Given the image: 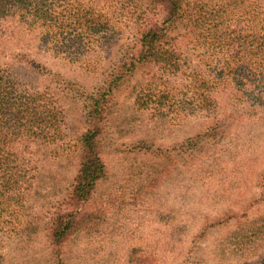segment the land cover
Wrapping results in <instances>:
<instances>
[{"label": "rangeland", "instance_id": "374dc122", "mask_svg": "<svg viewBox=\"0 0 264 264\" xmlns=\"http://www.w3.org/2000/svg\"><path fill=\"white\" fill-rule=\"evenodd\" d=\"M259 1L253 16L244 10L236 14L237 23L242 22L244 30L251 23L255 27L264 26V0ZM117 2L47 0V5L51 17L63 15L68 7L79 5H92L96 12H108L112 16ZM13 13L14 10L0 19V67L11 71L18 81L33 83L40 91L56 90L55 75L84 93L100 89L103 71L115 59L118 47L101 45L100 34L92 37L91 42L85 40L89 34L78 26L64 32L50 28L49 38L44 37L43 41L41 27L31 28L20 12ZM121 20L118 29L124 44L135 37V29L130 20L123 17ZM231 21L229 24H234ZM219 51H212L206 58L222 55ZM24 58L46 65L50 74L36 77ZM193 59L202 60L200 54H194ZM231 79L226 75L222 80L224 86L212 95L217 104L212 116L191 115L175 109L163 119L136 108L132 88L140 83L141 73L126 81L114 97L103 129L102 158L108 175L98 184L91 200L77 212L78 220L84 219L85 224L56 252L47 243V227L58 211L56 201L65 197L63 191L76 175L77 156L60 157L43 179L34 178L31 159L38 162L31 156L26 163L22 161L19 175L7 180L0 177L3 264H247L256 261L252 258L264 253V244L245 245L246 241L236 240L232 233L247 218L264 216V203L252 208L254 197L262 193L257 181L264 170V116L261 114L264 93L251 94L258 83L254 78ZM260 87H264L262 77ZM69 98H60L68 111V127L73 133H81L86 129L84 114L88 112L85 106L89 102L85 97L76 101ZM250 105L254 106L250 111L259 114L256 119L249 116L251 113L241 115ZM226 114L243 116L244 125L233 128L224 143L189 157H179L176 153L160 157V150L173 148L185 138L202 133L212 121ZM141 141H146L153 151H140ZM15 151L21 154L17 145ZM16 165L18 161L13 167ZM72 209L70 205L62 207L66 212ZM225 213L234 215L230 222L209 229L204 235L202 230L208 221L215 223ZM236 242L240 244H233Z\"/></svg>", "mask_w": 264, "mask_h": 264}, {"label": "trees", "instance_id": "16d2710c", "mask_svg": "<svg viewBox=\"0 0 264 264\" xmlns=\"http://www.w3.org/2000/svg\"><path fill=\"white\" fill-rule=\"evenodd\" d=\"M117 1L112 16L108 12H96L92 5H79L68 7L63 15L51 17L47 0H0V19L13 10L15 15L20 12L31 28L44 30L43 41L44 37L49 38L50 28L64 32L78 26L89 34L85 40L91 42L92 37L100 34L101 45L118 47L115 59L103 71L100 89L93 93L82 92L58 75L54 76L58 83L55 91L51 88L40 91L33 83L18 81L11 71L0 67V177L7 180L19 175L22 161L26 163L31 156L39 163L31 159L34 178L43 179L60 157L77 156L76 175L63 191L65 197L56 201L58 211L47 227V243L55 252L85 224L84 219L78 220L77 212L91 200L98 184L108 175L102 158L103 129L114 97L126 81L141 73L140 83L132 88L136 108L160 119L175 109L191 115L212 116L217 108L212 95L224 86L222 80L226 75L231 80L254 78L258 83L251 94L264 93V87H260L261 77L264 78V26L255 27L251 23L244 30L242 22L237 23L239 16L236 15L243 10L249 16L255 13L257 0ZM122 17L130 20L135 29V37L124 44L118 29ZM231 20L234 24L230 25ZM214 50H220L218 54L222 55L206 58ZM194 54H200L202 60L194 61ZM24 60L36 77L50 74L46 65L28 58ZM69 97L73 101L85 97L89 102L85 106L88 112L84 114L86 129L81 133L74 134L68 127V111L60 98ZM253 107L250 105L240 114L251 113L249 116L256 119L259 114L250 111ZM243 125V116L223 115L202 133L185 138L173 148L160 150V157H171L174 153L189 157L207 147L218 146L233 128ZM16 145L21 154L15 151ZM139 150L152 152L153 147L141 141ZM17 161L18 165L13 167ZM257 188L262 193L254 197L252 208L264 203V170L258 175ZM64 204L73 209L62 211ZM233 216L225 213L215 223L208 221L203 234L227 225ZM234 232L236 240L246 241L245 245L264 244V216L247 218ZM252 259L256 261L247 264H264V253Z\"/></svg>", "mask_w": 264, "mask_h": 264}]
</instances>
